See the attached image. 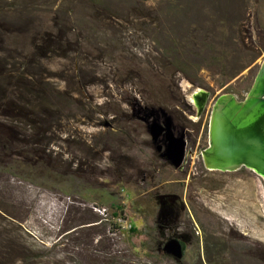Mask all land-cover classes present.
<instances>
[{"label":"rangeland","instance_id":"374dc122","mask_svg":"<svg viewBox=\"0 0 264 264\" xmlns=\"http://www.w3.org/2000/svg\"><path fill=\"white\" fill-rule=\"evenodd\" d=\"M263 57L264 0H0V76L54 99L0 166V264H264V182L201 160L214 102L242 101ZM164 114L196 140L178 170L148 132Z\"/></svg>","mask_w":264,"mask_h":264},{"label":"water","instance_id":"95a60500","mask_svg":"<svg viewBox=\"0 0 264 264\" xmlns=\"http://www.w3.org/2000/svg\"><path fill=\"white\" fill-rule=\"evenodd\" d=\"M163 116L162 123H150L148 132L153 144L164 138L162 157L178 170L184 161L185 143L182 136H174L171 118ZM201 160L209 172L234 173L245 169L264 182V57L242 101L225 94L214 102L208 124V145L201 152ZM162 253L181 261L182 244L169 240Z\"/></svg>","mask_w":264,"mask_h":264},{"label":"trees","instance_id":"16d2710c","mask_svg":"<svg viewBox=\"0 0 264 264\" xmlns=\"http://www.w3.org/2000/svg\"><path fill=\"white\" fill-rule=\"evenodd\" d=\"M54 112V99L49 91L34 88L18 78L0 76V166L8 170L12 159L23 162L26 154V136L42 124L39 115L49 116ZM39 118V119H38ZM39 120H41L39 122ZM40 123V124H39ZM33 136V134H31ZM25 147V148H23ZM67 193V190H64ZM82 194V191L79 195ZM130 234L136 233L133 226ZM17 250H14L16 253Z\"/></svg>","mask_w":264,"mask_h":264},{"label":"flooded vegetation","instance_id":"af4514ba","mask_svg":"<svg viewBox=\"0 0 264 264\" xmlns=\"http://www.w3.org/2000/svg\"><path fill=\"white\" fill-rule=\"evenodd\" d=\"M208 99H209V94L203 89H196L195 92L192 93L189 99H184V101L182 102L183 109L185 110L184 115L185 114L190 115V118H188L189 122L196 124L200 120L205 110ZM170 118L172 121V132L174 136L176 137L182 136L185 143V155H184V161L182 163V168H183L186 163L185 161L186 155L189 153L188 149H192L194 147L196 140L193 136H191L189 130L185 127L183 122L184 119H182V127H181L174 122V119L172 117ZM155 121L159 122V118H156ZM163 121H164V116L162 115L161 122L159 123H162ZM152 145L155 147V151L160 155V157L166 160L165 158L162 157L165 148L164 138L163 137L160 138L157 144L152 143ZM158 147H160V150H158ZM188 159L192 160L191 154H188ZM182 248L184 255L185 246L183 244H182ZM227 250L228 248L226 245L214 244L211 249L212 252L209 254V258L214 262L218 260L223 261L224 257L227 256ZM232 257H234L233 260H239L241 258L240 256H234V255H232Z\"/></svg>","mask_w":264,"mask_h":264},{"label":"built area","instance_id":"2783aa9c","mask_svg":"<svg viewBox=\"0 0 264 264\" xmlns=\"http://www.w3.org/2000/svg\"><path fill=\"white\" fill-rule=\"evenodd\" d=\"M96 211H98V213H100L101 215L104 214V210L97 209ZM129 229H130V227H129Z\"/></svg>","mask_w":264,"mask_h":264}]
</instances>
